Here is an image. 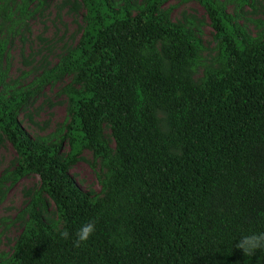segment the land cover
I'll return each mask as SVG.
<instances>
[{
  "label": "trees",
  "instance_id": "16d2710c",
  "mask_svg": "<svg viewBox=\"0 0 264 264\" xmlns=\"http://www.w3.org/2000/svg\"><path fill=\"white\" fill-rule=\"evenodd\" d=\"M84 27L75 48L42 73L37 86L69 74V151L30 138L16 115L28 91L3 85L0 135L16 155L14 178L39 180L62 223L45 222L33 195L5 264H264V251L245 256L243 235L264 232V30L250 42L223 13L221 3L196 0L221 43L222 66L199 81L198 41L145 0L129 4L79 0ZM24 5L0 4V57L13 15ZM102 124L114 143L110 155ZM80 147L106 168L104 194L82 192L66 165ZM96 222L89 241L74 234ZM67 231L69 239L62 232Z\"/></svg>",
  "mask_w": 264,
  "mask_h": 264
},
{
  "label": "rangeland",
  "instance_id": "374dc122",
  "mask_svg": "<svg viewBox=\"0 0 264 264\" xmlns=\"http://www.w3.org/2000/svg\"><path fill=\"white\" fill-rule=\"evenodd\" d=\"M11 0H0L6 6ZM114 9L129 4V15L145 0H109ZM221 3L223 13L242 36L257 43L263 39L264 0H214ZM24 11L13 15V30L7 35L0 57V74L3 85L30 94L17 111V121L24 132L34 140L58 145L57 155L65 157L69 151L66 136L68 89L78 90L69 74L37 86L39 76L53 68L68 50L76 47L84 27L85 10L79 0H14ZM157 9L165 19L188 29L198 41V67L193 76L199 81L205 69L217 70L222 66L221 43L201 5L196 0H162ZM5 24L0 28L6 34ZM1 37V36H0ZM3 87L0 92L3 93ZM68 88V89H67ZM101 139L109 154L114 143L110 128L102 124ZM16 155L10 144L0 135V264H5L12 245L20 232L26 214L23 208L35 194L40 202L38 209L46 223L55 231L62 227L55 209L46 195L37 192L39 180L28 174L14 178ZM67 173L75 185L91 198L104 194L102 182L106 168L100 158L86 147H80L66 165Z\"/></svg>",
  "mask_w": 264,
  "mask_h": 264
},
{
  "label": "clouds",
  "instance_id": "9594fccd",
  "mask_svg": "<svg viewBox=\"0 0 264 264\" xmlns=\"http://www.w3.org/2000/svg\"><path fill=\"white\" fill-rule=\"evenodd\" d=\"M95 230V221H89L83 224L74 234V246L80 247L86 244L95 233ZM61 235L64 239H69L70 234L64 231ZM235 247L242 250L245 256L254 255L257 250L264 251V232L241 236Z\"/></svg>",
  "mask_w": 264,
  "mask_h": 264
}]
</instances>
